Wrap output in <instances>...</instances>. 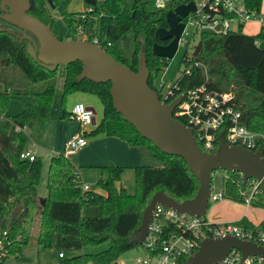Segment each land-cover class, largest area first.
<instances>
[{"label": "trees", "instance_id": "1", "mask_svg": "<svg viewBox=\"0 0 264 264\" xmlns=\"http://www.w3.org/2000/svg\"><path fill=\"white\" fill-rule=\"evenodd\" d=\"M29 1L31 9L28 14L49 25L57 39L62 41L56 19L50 14L46 1ZM70 1L52 0L55 13L67 26L71 40H78L79 31H82L84 40H97L109 56L132 72H137V61L143 54L149 71L148 85L161 98L154 81L168 66L170 58L154 52V46H167L172 36L161 38L157 32L169 29L167 15L170 11L195 0H173L166 9L159 10L148 9L152 0H132L129 10L126 0H96L91 11L81 13L68 11ZM244 3L251 10L262 5L261 0H244ZM81 15L85 18L82 19ZM190 16L192 14L187 13L180 17V21L185 23ZM8 27L9 31L0 32V242L6 251L5 259L21 255L22 249L30 243L33 225L37 221L35 242L38 250L63 254V258H59L60 264H113L124 252L142 248L137 229L154 193L162 191L176 202H182L195 196L198 182L183 159L161 153L123 120L113 108L109 83L87 79L77 82L82 65L74 62L63 67L62 105L74 93L95 96L102 105L101 120L92 131L86 132L85 137L104 134L131 147H144L164 165L106 167L107 177L100 178L84 191L70 160L63 154H56L48 164L46 195L39 198L42 165L38 159L29 162L21 160L19 155L27 147L28 133H40L49 121L58 68L50 71L34 62L26 50L27 40L19 42L14 32H20ZM129 32H132L134 42L130 59L124 58L115 48V44ZM195 39L191 45L183 46L181 64L184 69L191 67V72H181L176 79L178 89L175 94L180 95L204 83L212 91L231 94L234 107L241 112V124L250 131L264 133V50L256 45V41L264 43V31L254 36L244 34L241 29L217 35L201 32ZM198 42H201V48L193 57ZM195 62L201 63L206 71L194 67ZM11 99H20L23 104V110L14 116L6 114ZM61 118L70 120V113L63 110ZM179 121L184 123L181 119ZM129 169L135 177L133 194L117 185L122 174ZM219 172L226 174L222 182V198L246 204L241 175ZM257 190L248 204L252 208L264 209V191L260 187ZM18 206L21 209L13 216ZM232 223L244 230L264 231V225L259 228L246 217ZM163 228L165 232L173 230L169 225ZM103 242L109 243V247L100 253L64 259L66 251H82L87 246ZM184 262L185 258L181 264Z\"/></svg>", "mask_w": 264, "mask_h": 264}, {"label": "water", "instance_id": "2", "mask_svg": "<svg viewBox=\"0 0 264 264\" xmlns=\"http://www.w3.org/2000/svg\"><path fill=\"white\" fill-rule=\"evenodd\" d=\"M30 9L29 0H0L5 26L15 28L21 33L22 39L28 41L27 53L33 61L50 71L80 62L82 70L77 82L87 79L95 83H109L113 108L123 120L161 153L183 159L198 182L195 196L182 202H176L162 191L153 194L137 229L139 244L146 237L156 205L170 208L179 214L204 217L209 207L211 176L215 172L238 173L243 185L252 180L264 191L262 148L251 152L241 146H229L224 139V131L218 135L219 145L215 152L209 153L200 148L192 130L173 117L182 96L165 103L148 85L149 71L143 54L139 55L137 72H132L109 56L101 45L83 39L66 42L58 40L49 25L28 14ZM3 31L7 30L0 29V32ZM215 31L203 29L207 35H215ZM259 47L264 50V43H260ZM200 48L201 42H198L193 57L198 55ZM89 109L94 114V126L95 111ZM20 209V206L15 208L13 216ZM233 249L238 250L243 258L248 255L264 257V247L227 235L202 240L196 252L187 257L184 264H217Z\"/></svg>", "mask_w": 264, "mask_h": 264}, {"label": "built area", "instance_id": "3", "mask_svg": "<svg viewBox=\"0 0 264 264\" xmlns=\"http://www.w3.org/2000/svg\"><path fill=\"white\" fill-rule=\"evenodd\" d=\"M172 2L173 0H152L153 9H166ZM193 3L196 5V10L189 12L192 16L184 23L186 29L189 27L193 29V36H198L203 29L215 31L217 27L215 35L227 34L236 32L238 29L243 30L248 24H256L259 32L264 31L263 5L259 9L251 10L244 0H195ZM186 29L181 38L182 46L188 44L185 38L188 36ZM79 35L83 36L82 31H79ZM92 43L99 45L97 40H93ZM259 44L260 42L256 41V45L259 46ZM193 66L202 67L204 72L206 71L199 62H195ZM190 72L191 67L184 69V74H190ZM157 89L161 93L160 99L165 103H170L178 96H182L173 112V117L178 121L179 119L184 121L183 124L192 130L198 146L204 151L215 152L219 145L218 135L224 131V139L229 146H241L251 152L261 147V159L264 165V133L250 131L241 124V112L234 107L231 94L212 91L204 83L176 95L175 91L178 89L176 80L167 85L168 90L165 95L162 94L161 88ZM69 113L70 120L77 123L79 130L64 144L63 155L66 158L75 155L87 146L86 129L92 127L94 116L92 110L82 102L75 103ZM19 158L29 162L37 159L35 152L30 149L23 150ZM82 189L87 191L90 186L83 185ZM252 195L253 193L249 199ZM219 200H223L222 193L215 194L211 187L209 203ZM165 225L171 226L173 230L165 232L163 228ZM3 235L5 236L6 233ZM227 235L264 247V231L244 230L233 223L215 224L203 217H195L186 213L179 214L170 208L156 205L151 214L146 237L141 244L144 256L135 258L129 263L118 260L115 264H181L183 258L186 260L196 252L202 240ZM163 236L166 239L162 240ZM58 256L63 258V254ZM5 258L6 251L0 242V264H3ZM87 264L100 263L88 262ZM217 264H264V257L248 255L243 258L238 250L233 249Z\"/></svg>", "mask_w": 264, "mask_h": 264}, {"label": "rangeland", "instance_id": "4", "mask_svg": "<svg viewBox=\"0 0 264 264\" xmlns=\"http://www.w3.org/2000/svg\"><path fill=\"white\" fill-rule=\"evenodd\" d=\"M94 1L95 0H71L68 6V11L84 12V11H87L88 9H93L95 5ZM91 2L92 3L94 2V5H91L92 4ZM131 2L132 0H126L127 10H129L131 6ZM261 3L264 6V0H261ZM48 8L53 10L50 7V5H48ZM148 9L153 10L152 2L148 4ZM195 10H196V5L193 2H190L187 5L177 6L174 11H170L167 15L169 29L168 30L162 29L157 32V36L161 38H164L166 36H172V40L167 46H161V45L154 46V52L160 53L164 55L165 57L170 58L168 66L163 71L159 72V74L156 76L155 81H154V86L156 88H161L163 95L167 93V90H168L167 85L172 84L181 75V72L184 70V67L181 64V57L185 49L181 44V38L184 33V30L186 29V26L184 23L180 21V17L184 16L185 14L189 12H194ZM53 16L56 19V26L58 28L62 41H65V42L71 41V34L67 26L63 23L61 19H59V16L55 12L53 13ZM81 18L84 19L85 15H81ZM247 26L248 25L244 26L242 30L243 33H246L248 35H254L257 31L256 26L254 27H247ZM4 28L7 31H9L8 29L10 27L4 26V24L0 22V29H4ZM186 32L188 34V36L185 37L186 41L189 45H191L193 42L196 41L195 39L196 36L195 35L193 36V29L190 27L186 29ZM14 35L16 36V39L19 42L24 41L20 33L14 32ZM82 37L83 36L78 34L77 38L83 39ZM28 45L29 43L27 41L26 50H28ZM115 48L120 49V51L123 53L125 57H130L134 51V42H133L132 32H129L124 37H122L115 44ZM188 52L189 53L192 52L191 48L188 49ZM63 73H64L63 67H58L56 92H55V96L52 102V107L50 110L49 121L42 128L40 133L38 134L28 133L27 147L35 150L37 154V159L40 161L42 165L41 177H40V182L38 185L39 198H43L46 195V179H47L48 163H49L51 156L54 155L53 145L55 146V144L57 143L59 145L61 141L59 138H60V133L62 132V130L60 131L58 136H56L55 124L58 122V120H60V116L63 110L70 112L73 105L77 103V101H80L85 106L90 105L95 110V120L97 123H99L102 117V105L100 101L97 99V97L92 96V95H87V94L82 95V93H80L79 96L83 97L81 100H78L76 96H68L65 99L64 104L62 105L61 99H60L61 97L60 92H61V86H62ZM24 100L28 101V99L26 98H24ZM22 110H23L22 101L20 99H11L9 102V106L6 111V114L8 116H14L20 113ZM75 128H76L75 123L69 120L65 127L64 133L65 134L71 133L74 131ZM146 151L150 153V156H151L150 161L152 164H141L139 166L162 167L164 165V163L161 160H158L156 157H154L153 153L149 149H146ZM73 156H71L70 159L71 161H73L71 163H73V165L75 164V170H77L79 173L81 170H84L83 171L84 173H82L81 175L82 185L93 186L97 183V181L100 178L105 179L107 177V170H105V168L100 169V170H98V168H82V169L78 168L79 166H82V165H79V164L77 165L76 162H74L76 161V157H73ZM89 161L99 162V160H89ZM99 166H104V165L101 164ZM225 177H226V174L224 172H215L212 174L211 187L213 188V191L215 194L221 193L222 182H223V179H225ZM117 185L122 186L128 191V193L133 194L135 192L134 172L132 170L125 171L122 174L121 180L120 182H118ZM258 188H259V185L255 181L250 180L245 183L244 190L242 193L246 201L245 205H249L247 201L249 200L250 195L253 192L256 193V191H258L257 190ZM96 190L98 192H101V189H96ZM220 202L221 200L216 201L214 203H210V208L204 217L208 218L212 210L214 209V206H218ZM245 205L243 206L239 205V206L242 208V210H244ZM237 210L238 209H230L229 213L231 214V216H235L238 212ZM248 211H249L248 215L249 217H251L254 225L259 228L262 227L264 225V209H259V208L252 209L251 208ZM36 232H37V221L33 225L30 243L28 244L27 247L22 249L21 255L18 258L14 256H9L7 259L4 260L3 264H60L59 256L56 251L54 250L39 251L38 250L36 246V242H35ZM137 238H139V234ZM108 247H109V243L103 242L101 244L87 246L83 248L82 251H72V252L66 251L64 252V259L71 258L73 256H77L81 254L95 255L97 253H100L106 250ZM143 256H144L143 250L137 247L127 252H124L119 257V261L124 262V263H129L131 260H134L135 258L143 257Z\"/></svg>", "mask_w": 264, "mask_h": 264}, {"label": "crops", "instance_id": "5", "mask_svg": "<svg viewBox=\"0 0 264 264\" xmlns=\"http://www.w3.org/2000/svg\"><path fill=\"white\" fill-rule=\"evenodd\" d=\"M45 1H46L47 6L50 5V7L53 9L51 10L50 8H48L50 10V13L53 16V13L55 12V7L53 5L52 0H45ZM94 2H96V0ZM94 2L93 3L91 2L92 3L91 5H94ZM75 13H81V12H75ZM254 26H256L257 28V31L254 34L256 35L259 33V29L256 24H248L247 27H254ZM254 35H250V36H254ZM118 50L120 51V49ZM120 53L124 58L130 59L132 57V55L130 57H125L121 51ZM79 95L80 93H74L69 96H76L78 100H81L83 97ZM82 95H85V93H82ZM77 102H80V101H77ZM87 107L92 108L90 105H88ZM61 117H62V114L60 116V120H58V122L55 124L56 136H58L61 130L62 132L60 133L59 139L61 141L59 145L58 143L55 144V146L53 145L54 155L60 154V153L62 154L64 150L65 142L69 138H71L73 135H75L79 130L77 123L72 121L73 123H75L76 128L74 129L73 132L65 134L64 130H65V127L69 119H62ZM95 126L96 124L94 126L92 125V127H89V129H86L87 130L86 132L89 133L90 131L93 130ZM87 143L88 144L84 149L80 150L73 156V157H76V161L74 162H76L77 165L78 164L82 165L78 167L81 169L82 168H98V170H100L106 167H116V166L126 167V168H135V167H141L139 166L141 164H152L150 161L151 159L150 153H148L144 147H131L127 143L117 138L107 137L104 134H100V135L93 136V137H87ZM27 149L33 150L32 148H28V147ZM33 151L35 152V150ZM36 157H37V154H36ZM70 158L71 157L68 158L70 162H73L71 161ZM89 160H99V162L89 161ZM101 164L104 166H99ZM73 166L75 169V164ZM83 171L84 170H81L79 173L77 170H75V172L80 177V180H81L82 173H84ZM239 205L243 206L245 204H239V203H236L230 200L223 199L221 200L218 206H214V209L212 210L210 216L206 219H208L212 223L219 224V223H232V222L240 220L242 217H246L248 221L253 223L251 217H249L248 215L249 214L248 210L251 209L252 207H250L249 205H245L244 210L245 209L246 210L244 211ZM209 208L210 206L208 207V210ZM230 209H238L237 214L235 216H231V214L229 213Z\"/></svg>", "mask_w": 264, "mask_h": 264}, {"label": "flooded vegetation", "instance_id": "6", "mask_svg": "<svg viewBox=\"0 0 264 264\" xmlns=\"http://www.w3.org/2000/svg\"><path fill=\"white\" fill-rule=\"evenodd\" d=\"M4 14V12H2L1 10H0V22L2 23V24H5V22L3 21V19H2V15Z\"/></svg>", "mask_w": 264, "mask_h": 264}]
</instances>
